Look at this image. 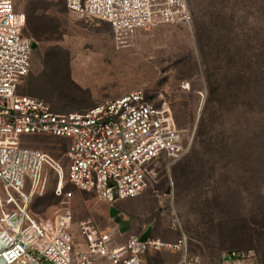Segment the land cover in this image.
<instances>
[{
    "label": "rangeland",
    "instance_id": "374dc122",
    "mask_svg": "<svg viewBox=\"0 0 264 264\" xmlns=\"http://www.w3.org/2000/svg\"><path fill=\"white\" fill-rule=\"evenodd\" d=\"M187 1L190 24L157 23L121 40L108 22L78 18L65 0H16L17 10L33 19L24 35L36 43L21 92L34 89L61 112L135 89L161 96L188 150L174 164H153L157 179L144 191L149 197L140 194L132 209L151 212L152 237L174 241L184 232L204 264H228L227 251L246 253L243 264H264V74L263 91L253 86L255 96H234L250 62L258 73L264 63V0ZM23 144L59 162L63 192L74 190L65 169L67 139L25 136ZM57 184L49 170L32 211L47 221L70 209L78 236L79 223L101 213L97 199L79 191L69 200L59 197ZM180 258L176 251H150L141 264H179Z\"/></svg>",
    "mask_w": 264,
    "mask_h": 264
},
{
    "label": "built area",
    "instance_id": "2783aa9c",
    "mask_svg": "<svg viewBox=\"0 0 264 264\" xmlns=\"http://www.w3.org/2000/svg\"><path fill=\"white\" fill-rule=\"evenodd\" d=\"M80 19L110 24L118 39L157 23L190 24L187 0H65ZM26 15L16 0H0V264H141L150 251L181 253L179 264H204L190 252L184 232L174 241L130 236L118 244L114 229L93 219L79 223L62 209L39 221L31 210L44 175L58 176L57 196L75 191L114 203L142 194L157 179L154 165L171 164L188 150L171 105L161 96L135 89L123 96L69 112L55 111L35 95L21 92L32 63L33 41L24 35ZM65 138L67 179L74 190L63 192L64 167L47 153L23 144L25 136ZM173 228L178 229L174 219ZM247 254L227 251L228 264H243Z\"/></svg>",
    "mask_w": 264,
    "mask_h": 264
},
{
    "label": "crops",
    "instance_id": "0c3cea01",
    "mask_svg": "<svg viewBox=\"0 0 264 264\" xmlns=\"http://www.w3.org/2000/svg\"><path fill=\"white\" fill-rule=\"evenodd\" d=\"M143 194L147 196V192ZM141 195L135 198L118 200L114 203L99 201L97 199L96 205L100 208L101 213H95V219H91L105 230L114 229L113 227L119 228L118 231L114 230V238L118 244L124 243L132 235L141 236L151 227L149 223H151L150 219L152 217L151 212L149 213L148 211L149 209L147 210L148 212H146V209L139 208L135 211L132 209V204Z\"/></svg>",
    "mask_w": 264,
    "mask_h": 264
},
{
    "label": "trees",
    "instance_id": "16d2710c",
    "mask_svg": "<svg viewBox=\"0 0 264 264\" xmlns=\"http://www.w3.org/2000/svg\"><path fill=\"white\" fill-rule=\"evenodd\" d=\"M25 15H26V13H25ZM26 25H30L31 27L33 26V19L31 17V15L30 16L28 15V19H27V16H26ZM259 67H260V69H259L260 73H258V71L254 70L252 63L250 62V66H249L250 72L248 73V76H247L248 78L242 79L240 77H237L236 82H235V83H237L235 85V94H234L235 97L240 98L239 96L242 93H245L247 96H252V95L255 96V94L252 93L253 86H254V91L258 90L259 88H260V90H258V91H263V88H261V84H263L262 83L263 77H261V76L259 77V75L260 74H264V63L261 64ZM241 80H244V81H241ZM34 91H35L34 89H29V91L27 89V91H24L23 93H27V94H31V95H35V96H38L40 98H43V96H41L40 93H38L37 91H35V93H34ZM214 91H215V89H213V88L210 89V97H211V95H212V93ZM43 99L46 100L45 98H43ZM208 100H210V98H208ZM52 107H53V105H52ZM84 108H88V107H84ZM84 108H82V109H84ZM53 109L55 111L61 112V111L55 109L54 107H53ZM77 110H80V109H77ZM31 210H32V206H31ZM222 260H223V258H222Z\"/></svg>",
    "mask_w": 264,
    "mask_h": 264
},
{
    "label": "water",
    "instance_id": "95a60500",
    "mask_svg": "<svg viewBox=\"0 0 264 264\" xmlns=\"http://www.w3.org/2000/svg\"><path fill=\"white\" fill-rule=\"evenodd\" d=\"M32 47H33V49H34V48L36 47V43H33ZM150 228H151V227H149V228L147 229V231H146L143 235L140 236L142 240H145V239L149 236Z\"/></svg>",
    "mask_w": 264,
    "mask_h": 264
},
{
    "label": "bare ground",
    "instance_id": "6f19581e",
    "mask_svg": "<svg viewBox=\"0 0 264 264\" xmlns=\"http://www.w3.org/2000/svg\"><path fill=\"white\" fill-rule=\"evenodd\" d=\"M63 187H64V181H63Z\"/></svg>",
    "mask_w": 264,
    "mask_h": 264
}]
</instances>
